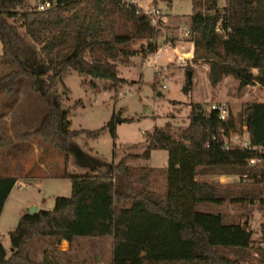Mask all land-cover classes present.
I'll return each mask as SVG.
<instances>
[{"label":"trees","instance_id":"obj_1","mask_svg":"<svg viewBox=\"0 0 264 264\" xmlns=\"http://www.w3.org/2000/svg\"><path fill=\"white\" fill-rule=\"evenodd\" d=\"M192 1L195 9L200 7L198 0ZM25 7V0H0V67H12L0 74V94L11 92L15 81L25 77L45 100L48 113L36 129L14 138L0 132V157L14 139L39 138L61 151L66 161L72 140L80 135L95 137L105 129L113 136L115 124L129 120L114 118L96 131L70 130L62 100L50 96L62 76L75 72L86 79L107 81L117 91L127 84L118 77L117 61L155 54V41L164 24L158 21L157 28L152 26L147 16L135 14L137 6L126 8L121 0H56V6L46 12ZM190 30L192 60L207 66L213 84L232 77L239 88L264 87V0H225L223 8L208 0L204 12H193ZM142 40L147 45L134 49L135 42ZM24 51L38 55L36 64L23 62ZM237 119L256 150H223L220 132L235 128L232 116L221 122L217 112H205L202 105L193 104L189 125L178 139L166 123L146 135L141 155L129 154L106 171L92 175L64 174L61 177L70 181L71 196L56 198L51 211L21 216L8 234L9 255L0 242V264H63L45 250L40 261L32 260L31 242L58 240L71 247L77 239L104 237L112 239L111 264L244 262L252 249L247 226L226 223L219 213L199 211L202 205L256 199L248 193H235L231 186L202 180L205 176H237L242 183L264 186V103L243 104ZM159 150L168 153L164 168L126 164L127 160H148L151 152ZM250 160L257 163L250 166ZM155 173L164 179L163 193L149 189ZM15 182L0 171V215ZM254 251L264 264V249Z\"/></svg>","mask_w":264,"mask_h":264},{"label":"rangeland","instance_id":"obj_2","mask_svg":"<svg viewBox=\"0 0 264 264\" xmlns=\"http://www.w3.org/2000/svg\"><path fill=\"white\" fill-rule=\"evenodd\" d=\"M198 1L200 7L195 9L192 0H171V3L167 0H135L138 9H158L161 12L164 25L155 41L156 54L117 61L118 77L127 81L117 91L111 89V83L107 81L86 79L68 72L51 92V99L54 100L56 95L62 100V111L67 112L72 131H96L114 118L129 120L116 123L113 136L108 129L91 138L80 135L70 142L66 161L61 151L39 138L14 139L12 145L1 151V175L19 178L20 186H14L8 192L0 218V242L7 255L10 253L8 234L15 229L20 217L28 214L30 204L37 202L41 210L51 211L56 198L71 196L70 181L61 177L64 174L92 175L106 171L129 154L141 155L146 135L164 128L166 123L171 126L173 138L178 139L181 131L189 125L193 104L202 105L205 112L211 104L226 106L236 131L241 129L237 123L241 106L264 103V87L259 85L239 88V82L232 77L213 84L207 66L202 61L193 62V55H187L189 49H193L192 45L178 42L182 34L177 26L183 30L190 28L193 12L205 11L208 0ZM215 1L218 8L225 6V0ZM25 4L28 10L33 1L25 0ZM27 42L31 45L30 41ZM146 45L145 40L137 41L133 48ZM175 47L180 59L173 50ZM21 59L34 65L39 58L36 53L24 51ZM11 69V66H1L0 74ZM188 72L191 73L190 85ZM47 113L45 100L31 88L25 77L15 81L11 92L0 94V132L4 136L14 138L36 129ZM167 161L168 153L159 150L151 152L148 160H127L126 164L133 168L161 169L167 166ZM202 180L228 185L237 194L248 193L256 198L251 202L202 205L199 211L219 213L226 223L245 224L252 234V249L239 264H261L263 258L254 249H264V186L249 185L240 182L237 176L221 174L205 176ZM149 189L164 192V179L159 173L150 177ZM44 250L63 264H111L112 261L111 237L77 239L71 247L65 241L37 239L29 246L31 259L40 261Z\"/></svg>","mask_w":264,"mask_h":264},{"label":"built area","instance_id":"obj_3","mask_svg":"<svg viewBox=\"0 0 264 264\" xmlns=\"http://www.w3.org/2000/svg\"><path fill=\"white\" fill-rule=\"evenodd\" d=\"M32 1H33V5H30L28 10L34 11V12H46L48 10L53 9L56 6V0H32ZM121 4L126 8H129L130 6H136L135 0H121ZM135 14L138 16H140V15L147 16L149 18L152 26H154L156 28L158 27L157 26L158 21H162L161 12L158 9H152L149 11L148 10L143 11L141 9H137L135 11ZM177 29L179 30L178 32H181V34H182V39L178 40V42L183 43V44L185 42L189 45H192V47H193V43L190 39L191 38L190 28H186L183 30L182 28L177 26ZM185 38H186V40H184ZM171 39H172V37H171ZM173 50L176 52V54H178L176 57H178V59H180V54L178 52V48L175 47ZM207 111L208 112H210V111L217 112L218 113V120L221 122H227V120L229 119V116H230L229 110L226 108V106H223L220 104H211ZM234 129L230 130L229 132H226L224 130L220 132V136L223 139V146H222L223 150H225V151L233 150V149L247 150V151L256 150L255 148H253L251 146L245 128H241L240 130L236 129V131H234ZM256 163H257V160H250L249 161L250 166H253Z\"/></svg>","mask_w":264,"mask_h":264},{"label":"water","instance_id":"obj_4","mask_svg":"<svg viewBox=\"0 0 264 264\" xmlns=\"http://www.w3.org/2000/svg\"><path fill=\"white\" fill-rule=\"evenodd\" d=\"M190 79H191V73L188 72L187 80H190ZM184 91L187 92L188 89L185 88ZM37 211H38V208H37L36 206H31V207L29 208V211H28V214H27V215H28V216H34V215L37 213Z\"/></svg>","mask_w":264,"mask_h":264},{"label":"crops","instance_id":"obj_5","mask_svg":"<svg viewBox=\"0 0 264 264\" xmlns=\"http://www.w3.org/2000/svg\"><path fill=\"white\" fill-rule=\"evenodd\" d=\"M189 51H190V52L187 53V55L191 57V55H192V49H191V50L189 49ZM150 156H151V155H150ZM9 177L16 179V182H15V185H14V186L20 187V186H19V178H16V177H14V176H9ZM25 186H26V185H25ZM29 206H36V207L38 208V210H41L40 207H39L40 205H39V203H37V202L32 203V204H30ZM2 210H3V209H2ZM1 215H2V212H1ZM1 215H0V218H1Z\"/></svg>","mask_w":264,"mask_h":264}]
</instances>
